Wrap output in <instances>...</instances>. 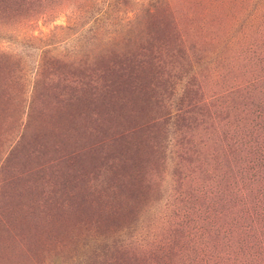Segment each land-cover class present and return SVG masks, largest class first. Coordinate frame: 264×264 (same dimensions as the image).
Here are the masks:
<instances>
[{
	"label": "rangeland",
	"instance_id": "rangeland-1",
	"mask_svg": "<svg viewBox=\"0 0 264 264\" xmlns=\"http://www.w3.org/2000/svg\"><path fill=\"white\" fill-rule=\"evenodd\" d=\"M0 264H264V0H0Z\"/></svg>",
	"mask_w": 264,
	"mask_h": 264
}]
</instances>
